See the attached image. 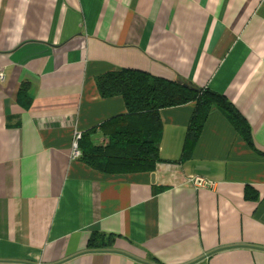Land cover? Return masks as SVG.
<instances>
[{"label":"crops","instance_id":"1","mask_svg":"<svg viewBox=\"0 0 264 264\" xmlns=\"http://www.w3.org/2000/svg\"><path fill=\"white\" fill-rule=\"evenodd\" d=\"M121 68L222 94L253 147L213 106L181 160L188 102L159 110L154 170L71 159L75 133L127 112L95 84ZM0 73V264H264V0H0Z\"/></svg>","mask_w":264,"mask_h":264},{"label":"trees","instance_id":"2","mask_svg":"<svg viewBox=\"0 0 264 264\" xmlns=\"http://www.w3.org/2000/svg\"><path fill=\"white\" fill-rule=\"evenodd\" d=\"M95 84L103 98L121 96L127 112L111 117L81 134L80 160L107 173L151 171L159 162L161 121L159 110L194 102L183 142L181 160L187 159L195 145L211 107H216L243 140L253 147L246 119L225 96L210 89L197 88L183 80H167L146 72L121 68L96 76ZM19 102L27 107L25 84L19 89ZM100 130L105 146L94 145L91 135ZM249 192L246 191L248 196ZM116 235L93 232L89 248L110 247Z\"/></svg>","mask_w":264,"mask_h":264},{"label":"built area","instance_id":"3","mask_svg":"<svg viewBox=\"0 0 264 264\" xmlns=\"http://www.w3.org/2000/svg\"><path fill=\"white\" fill-rule=\"evenodd\" d=\"M0 79H3V74L0 73ZM80 133H75L73 141L70 147V157L71 159H78L81 156V151L78 146V141L80 139ZM186 183L193 188H213L215 183L209 181L201 176L189 175L186 177Z\"/></svg>","mask_w":264,"mask_h":264}]
</instances>
